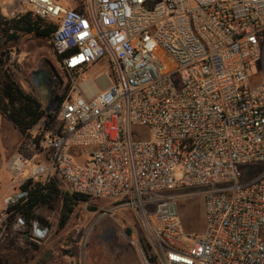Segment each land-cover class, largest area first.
<instances>
[{
    "label": "built area",
    "instance_id": "1",
    "mask_svg": "<svg viewBox=\"0 0 264 264\" xmlns=\"http://www.w3.org/2000/svg\"><path fill=\"white\" fill-rule=\"evenodd\" d=\"M19 1L57 24L69 90L9 164L0 247L28 230L24 182L56 174L136 210L160 264H264V0ZM102 60L112 75L96 85ZM188 197L204 201L201 234L184 230Z\"/></svg>",
    "mask_w": 264,
    "mask_h": 264
},
{
    "label": "rangeland",
    "instance_id": "2",
    "mask_svg": "<svg viewBox=\"0 0 264 264\" xmlns=\"http://www.w3.org/2000/svg\"><path fill=\"white\" fill-rule=\"evenodd\" d=\"M72 3L73 0L60 1L63 7H70ZM14 11L19 14L30 12L19 0H0L2 15L14 18ZM6 50L7 63L14 70L15 79L43 101L50 121H56L59 107L52 101V96L58 86L54 82L55 77L63 73L60 60L52 47V40L25 35L18 42L9 43ZM105 75H112L107 60L100 61L88 72V78L96 85ZM45 120L30 135L42 134L41 127ZM23 141L24 137L16 127L0 114V206L3 205V199L15 193L14 188L18 187V179L10 171L9 164L19 153V146ZM77 151L82 150H74ZM42 162V159L36 161ZM46 179L49 177L43 176L39 181ZM62 183L68 190L65 183ZM60 207L61 205L56 210L42 208L38 211L47 221L45 226L41 223L38 225L46 233L40 239L32 240L39 244L40 250L33 247L29 249L25 246L23 236H19L12 240L16 241L12 249L7 250L8 242L0 247V258L8 254L7 264H41L44 256L49 253L45 264H160L139 213L126 207L121 201L91 198L77 206L64 228L60 227ZM180 209L184 230L188 233H203L206 227L203 199L183 198Z\"/></svg>",
    "mask_w": 264,
    "mask_h": 264
},
{
    "label": "trees",
    "instance_id": "3",
    "mask_svg": "<svg viewBox=\"0 0 264 264\" xmlns=\"http://www.w3.org/2000/svg\"><path fill=\"white\" fill-rule=\"evenodd\" d=\"M57 24L47 22L41 17L27 12L18 17L8 18L0 12V114L10 121L24 139L29 138L30 132L44 119L49 117L47 107L43 101L31 92H28L14 77V70L8 65L6 47L9 43L18 42L22 36L31 35L38 39L51 40L54 32L57 30ZM53 47V45H52ZM64 76V75H63ZM58 88L52 96V101H58L57 106L66 97L69 85L63 82V79L55 80ZM42 136L37 137L40 142ZM63 181V180H62ZM61 179L55 175L52 178L35 181L28 179L21 186L22 189L29 192L26 203L17 205L14 209L24 214L28 230L23 235L25 246L40 250L38 243L32 241V231L34 223L47 224V221L38 214L42 208L56 210L60 207V227L64 228L77 206L90 201V197L70 193L64 188ZM44 225V226H45ZM48 226V225H47ZM16 241L7 243V250L15 247ZM8 254L0 258V264L8 263ZM50 254L44 256L40 262L45 264Z\"/></svg>",
    "mask_w": 264,
    "mask_h": 264
},
{
    "label": "bare ground",
    "instance_id": "4",
    "mask_svg": "<svg viewBox=\"0 0 264 264\" xmlns=\"http://www.w3.org/2000/svg\"><path fill=\"white\" fill-rule=\"evenodd\" d=\"M104 81H105L104 78L100 79V82H104ZM89 90L91 91V93H94L95 91H97L94 87H89ZM19 164H20V162H19Z\"/></svg>",
    "mask_w": 264,
    "mask_h": 264
},
{
    "label": "flooded vegetation",
    "instance_id": "5",
    "mask_svg": "<svg viewBox=\"0 0 264 264\" xmlns=\"http://www.w3.org/2000/svg\"><path fill=\"white\" fill-rule=\"evenodd\" d=\"M43 75L46 77V78H49L48 74L46 72H43Z\"/></svg>",
    "mask_w": 264,
    "mask_h": 264
},
{
    "label": "water",
    "instance_id": "6",
    "mask_svg": "<svg viewBox=\"0 0 264 264\" xmlns=\"http://www.w3.org/2000/svg\"><path fill=\"white\" fill-rule=\"evenodd\" d=\"M40 234H42L41 230L39 231Z\"/></svg>",
    "mask_w": 264,
    "mask_h": 264
},
{
    "label": "crops",
    "instance_id": "7",
    "mask_svg": "<svg viewBox=\"0 0 264 264\" xmlns=\"http://www.w3.org/2000/svg\"><path fill=\"white\" fill-rule=\"evenodd\" d=\"M94 93H96V91H95ZM38 224H39V223H38Z\"/></svg>",
    "mask_w": 264,
    "mask_h": 264
}]
</instances>
